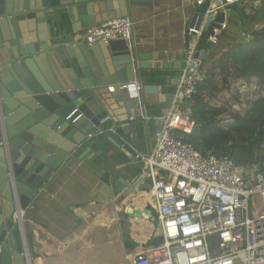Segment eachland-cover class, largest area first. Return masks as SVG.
I'll list each match as a JSON object with an SVG mask.
<instances>
[{"label":"water","instance_id":"water-1","mask_svg":"<svg viewBox=\"0 0 264 264\" xmlns=\"http://www.w3.org/2000/svg\"><path fill=\"white\" fill-rule=\"evenodd\" d=\"M123 2L128 8V0ZM120 4V0H34L33 8L20 9L19 0H0V264L12 260L32 264L24 229L21 232L13 220L14 196L24 210L62 160L98 138L119 146L121 139L137 143L135 126L124 124L128 118L115 123L108 111V106L123 101V107L113 110L118 116L137 108L145 114L136 53L124 41L87 45L74 39L80 30L127 16L115 12ZM211 8L209 1L197 6L190 29L199 35L188 31L187 47L194 37L193 57L199 61L214 46L208 40L213 29H220L232 13L244 19L236 6L226 17L221 12L213 16ZM75 12L82 19L80 27L73 25ZM45 28L48 39L39 43L49 45L39 49L32 34ZM109 59L118 64L111 68ZM134 82L139 90L134 92L132 86L123 100L117 88L112 99L103 97L109 86ZM95 135L99 137L87 142Z\"/></svg>","mask_w":264,"mask_h":264},{"label":"crops","instance_id":"crops-1","mask_svg":"<svg viewBox=\"0 0 264 264\" xmlns=\"http://www.w3.org/2000/svg\"><path fill=\"white\" fill-rule=\"evenodd\" d=\"M197 1L128 0L126 8L120 0L115 12H127L133 23L132 40L126 44L137 56L145 114L137 108L118 116L113 110L123 107V101L116 104L113 100L108 101L113 103L108 111L115 123L120 117L128 118L124 124L135 126L137 143L121 139L123 144L119 146L106 138L99 141V135H95L86 139H97L94 145H83L60 162L43 189L22 210L32 264H88L89 246L95 258L90 264H122L123 260L130 264L139 249L160 240L158 224L155 227L156 223L149 220L153 201L150 185L135 156L151 153L154 133L161 126L159 118L172 107L185 61L194 55L191 46L195 38L191 37L189 47L187 38ZM257 1L261 7L252 19L230 14L229 20L238 21L241 34L251 36V32L264 25V0ZM25 7L33 8L34 0H19V8ZM73 23L77 27L82 23L76 12ZM84 30L75 34L74 39ZM237 37L226 27L220 41ZM45 39L46 28L32 34L39 49L41 44L49 45L45 41L39 43ZM108 62L111 68L118 64L110 59ZM135 84L118 91L124 95L122 100L129 97V88ZM111 93H116V89L108 90L103 97L112 99ZM146 211L150 214L146 215ZM134 212L140 213V218L134 217Z\"/></svg>","mask_w":264,"mask_h":264},{"label":"built area","instance_id":"built-area-1","mask_svg":"<svg viewBox=\"0 0 264 264\" xmlns=\"http://www.w3.org/2000/svg\"><path fill=\"white\" fill-rule=\"evenodd\" d=\"M207 1L213 6L208 11L213 16L221 12L226 17L236 6L252 19L261 7L257 0ZM202 3L199 0L196 6ZM226 26L225 19L220 29H213L208 38L213 45L219 43ZM189 33L199 35L194 28ZM132 36L133 23L124 16L85 29L77 40L87 45L129 43ZM242 37L250 35L242 32ZM204 81L201 61L190 55L178 79L175 101L159 118L161 126L154 133L151 153L135 156L150 185L149 220L158 224L160 240L139 249L130 264H264V171L243 169L227 157L202 155L181 138L195 128L186 104ZM14 205L13 220L21 232L24 229L25 238L23 211L16 196Z\"/></svg>","mask_w":264,"mask_h":264},{"label":"trees","instance_id":"trees-1","mask_svg":"<svg viewBox=\"0 0 264 264\" xmlns=\"http://www.w3.org/2000/svg\"><path fill=\"white\" fill-rule=\"evenodd\" d=\"M237 23L230 19L226 26L237 34V39H222L201 61L205 81L186 104L195 128L181 138L202 155L227 157L243 169L264 171V95L249 101L243 114L229 113L226 106H213L206 100V95L212 97L211 93L217 91V69L224 88L229 86V77L247 84L256 78L257 84L264 87V25L246 40ZM227 114L229 117L224 118Z\"/></svg>","mask_w":264,"mask_h":264},{"label":"rangeland","instance_id":"rangeland-1","mask_svg":"<svg viewBox=\"0 0 264 264\" xmlns=\"http://www.w3.org/2000/svg\"><path fill=\"white\" fill-rule=\"evenodd\" d=\"M251 37V36H250ZM248 40V39H246ZM233 72V70H231ZM216 74V85L217 91L212 92V97H207L209 99V104L213 106H226L229 109V113L234 114H243V112L248 107V102L252 101L259 96L264 95V87L257 84V79L253 78L250 83H245L243 80H233L229 77L226 84L229 85L228 88H224V82L222 77L219 74V70H215ZM209 95V94H208ZM210 96V95H209ZM229 115H225L224 118H228ZM254 171V170H250ZM155 227L157 224H154ZM158 226V225H157ZM159 228V227H158ZM92 246H89L88 251V264L89 262L94 261L92 253ZM92 250V251H91ZM122 264H126V261H122ZM127 264L129 262L127 261Z\"/></svg>","mask_w":264,"mask_h":264},{"label":"bare ground","instance_id":"bare-ground-1","mask_svg":"<svg viewBox=\"0 0 264 264\" xmlns=\"http://www.w3.org/2000/svg\"><path fill=\"white\" fill-rule=\"evenodd\" d=\"M130 259H131V257H130Z\"/></svg>","mask_w":264,"mask_h":264}]
</instances>
